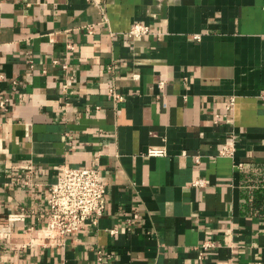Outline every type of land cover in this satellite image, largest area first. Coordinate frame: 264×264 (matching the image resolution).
Masks as SVG:
<instances>
[{"label": "crops", "instance_id": "obj_1", "mask_svg": "<svg viewBox=\"0 0 264 264\" xmlns=\"http://www.w3.org/2000/svg\"><path fill=\"white\" fill-rule=\"evenodd\" d=\"M1 102L0 264H264V0H0ZM67 167L105 211L46 237Z\"/></svg>", "mask_w": 264, "mask_h": 264}, {"label": "built area", "instance_id": "obj_2", "mask_svg": "<svg viewBox=\"0 0 264 264\" xmlns=\"http://www.w3.org/2000/svg\"><path fill=\"white\" fill-rule=\"evenodd\" d=\"M148 26L136 23L129 31V36L134 39L150 35ZM201 36L195 38L200 40ZM55 64H59L55 61ZM64 70L68 65L62 64ZM165 82H160L159 86L164 87ZM109 94L117 103L123 101V96L117 93L115 86L109 87ZM235 97H230L227 101V111H232L235 107ZM1 106L5 103L1 102ZM167 150L164 148L150 149V157H165ZM235 153V143H227L222 146L220 155L233 157ZM193 187H204V180H197L192 183ZM107 185L102 181L100 171L97 168L88 167H67L57 182L50 186L48 194V212L46 214V225L44 235L67 236L76 235L82 232L89 221L93 225L98 224L99 218L103 215L106 207ZM211 246V245H206ZM99 261L101 258L99 257Z\"/></svg>", "mask_w": 264, "mask_h": 264}]
</instances>
